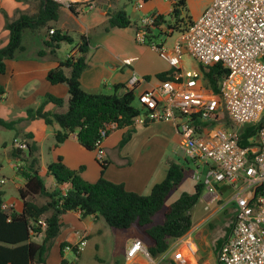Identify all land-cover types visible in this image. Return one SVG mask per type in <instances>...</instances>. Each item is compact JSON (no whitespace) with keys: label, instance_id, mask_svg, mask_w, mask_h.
Returning <instances> with one entry per match:
<instances>
[{"label":"trees","instance_id":"16d2710c","mask_svg":"<svg viewBox=\"0 0 264 264\" xmlns=\"http://www.w3.org/2000/svg\"><path fill=\"white\" fill-rule=\"evenodd\" d=\"M38 1L39 9L33 15L21 13L16 19H10L6 15L5 27L10 31V37L8 44L0 49V73L6 71L8 59H14L19 51L25 50L23 34L27 29L32 31L45 29V48L39 51L41 56L49 54L56 57L62 42H74L70 34L53 26L59 20L60 10L64 5L54 0ZM77 5L82 4H71L69 7L75 14H79ZM185 7L186 0H176L170 15L160 14L159 18L175 31L184 30L192 22V19L186 20V17L182 16ZM108 16L105 31L127 28L132 24L130 16L124 9L108 12ZM51 29H54V33L50 32ZM90 44V38L82 35L78 43V54L62 59L59 65L48 73L47 78L51 83H64L68 86L67 109L48 110L46 106L49 103L59 108L65 105L64 98L49 93L38 107H28L26 117L20 122L43 119L47 125L57 123L60 126L55 133L57 146L67 140L71 134L76 133L80 143L89 150H96L97 142L102 139L101 133L106 125L116 123L118 129L128 128L120 141L119 146L122 147L132 137L135 118L144 111L135 104L137 85L128 88L125 83H118L114 86V92L110 94L84 90L81 77L89 66ZM199 68L205 86L215 94H219L227 69L221 63L209 67L199 65ZM156 77L160 81L175 80V70L158 73ZM145 78L149 79L148 76ZM122 88L124 91L121 93L119 91ZM15 123L16 121L0 118V125L5 128L12 129ZM204 124L216 123L203 122ZM255 133L254 125L242 127L241 144H249L248 139ZM110 134L111 132H107L105 139ZM27 136L32 137V133H28ZM25 143V148L15 147L13 151V155L24 163L19 171L26 178L25 185L19 188V195L23 201L20 212L6 210L4 191L0 188V264H46L53 242L61 233L62 217L70 211H80L82 217L93 216L95 220L104 219L112 228L128 229L134 225L139 226L150 239L146 248L153 259L166 254L172 243L186 235L193 227L192 211L205 191L202 181H197L192 193L184 192L180 198L167 204L172 191L185 178L183 165L170 162L166 177L156 183L151 192L145 195L128 190L123 183L105 178L104 169L108 165L107 160L101 163V177L96 182H89L81 176L83 167L78 170L71 169L65 165L60 156L57 161L48 165V173L55 178L58 185L67 186L68 191L63 194L62 189H49L40 174L38 144ZM1 168L0 163V172ZM38 197H44L45 202L39 203L36 200ZM160 212H164V220L155 222L154 217ZM39 236H42L41 241H37ZM69 244L71 243L61 244L62 256L63 250ZM76 254L80 255V253ZM172 262L176 264L175 261ZM60 264H70V262L63 257Z\"/></svg>","mask_w":264,"mask_h":264},{"label":"built area","instance_id":"2783aa9c","mask_svg":"<svg viewBox=\"0 0 264 264\" xmlns=\"http://www.w3.org/2000/svg\"><path fill=\"white\" fill-rule=\"evenodd\" d=\"M54 1L66 7L82 4L89 9L97 4V0ZM165 1L173 9L176 0ZM142 2H137L138 8ZM160 14L143 15L135 39L149 44L169 63L175 70V80L161 81L137 94L138 105L144 111L134 123L174 122L180 135L179 146L187 158L206 165L205 174L196 178L204 183L208 202H216L225 188L231 190L235 222L217 254V264H264V0H212L181 31L161 21ZM154 28L167 36L174 32L178 35L170 45L157 43ZM50 32L54 33V29ZM189 58L194 59L190 72L184 64ZM122 62L130 66L133 58ZM217 63L227 73L220 93L214 94L204 87L202 72L195 64L209 67ZM139 81L133 72L127 87L133 88ZM222 109L234 126L223 125ZM199 121L216 124L200 133L196 125ZM245 125L256 126V133L248 139L249 144L242 145L241 128ZM116 128V123H109L101 133L95 150L100 163L106 161L105 136ZM17 147L25 148L26 143ZM67 191L68 188L62 189L63 194ZM87 242L83 235L65 250L81 253ZM143 249L142 240L135 239L126 250V259L133 261ZM197 251L196 244L183 237L172 247L171 258L177 264H191ZM145 254L151 257L147 249Z\"/></svg>","mask_w":264,"mask_h":264},{"label":"crops","instance_id":"0c3cea01","mask_svg":"<svg viewBox=\"0 0 264 264\" xmlns=\"http://www.w3.org/2000/svg\"><path fill=\"white\" fill-rule=\"evenodd\" d=\"M119 0H111L110 2H106L101 7H95L91 10L92 14H86V8L84 5H80L84 8V11L81 12L80 9L77 10L79 14H75L69 7L62 6L60 10V18L59 20L53 24L56 28L62 30L65 33L70 34L74 41L75 35L77 37L82 35H87L91 40L92 47V31L97 28L102 27L103 31H105V26L108 21V12L116 11L117 2ZM141 1V0H140ZM143 1V0H142ZM188 0H186L187 2ZM205 4H203L202 8L198 9L195 14V19L198 18L206 7L210 4L212 0H207ZM139 2V1H137ZM136 2V10L134 11L135 18L130 16L132 24L129 27H134L135 30L139 26L140 18L143 15L159 12L163 15L169 16L172 12V5L170 2L165 0H149L144 2L143 9L137 8ZM36 3V4H35ZM35 5H37V9H35ZM39 9V1L38 0H1V8H0V49L5 47L9 42L10 31L6 29V15L9 16L10 19H16L21 13H26L33 15L37 13ZM116 9V10H115ZM86 14V15H84ZM193 20V19H192ZM74 27V28H72ZM127 27V28H129ZM127 28H113L110 31L117 29L124 36H128ZM108 31V32H110ZM106 32V31H105ZM155 35V32H153ZM45 39L46 32L45 29L32 31L27 29L23 34V45L25 46L24 51H19L17 56L14 59H8L6 61V71L4 73H0V118L6 121H16L14 127L12 129L5 128L0 125V129L13 130L14 136L11 142V145H8L7 139H3L0 137V155L1 148L4 147L5 156L7 162L14 168H19L23 166V162L19 160L18 157L13 155L14 148L17 147L22 142H36L39 146V157H40V173L44 170H48V165L57 161L61 156L63 158V162L65 165L71 169L78 170L83 167L81 172V176L89 182H96L102 175V166L101 163L97 159V154L95 150H89L85 148L79 141L77 134H71L67 140H65L60 145H56L55 133L58 129H60L59 124L55 123L53 125H47L43 119H36L30 122H20L21 119L26 117V109L28 107H38L44 97L47 94H53L57 97H62L65 100V104H68L69 99V89L68 86L64 83L53 84L51 83L47 76L51 69L57 67L59 62L62 59L68 57V55H77L78 52L75 51L71 46H68L67 52L65 55H61V50L63 47V43H61L60 48L58 49L56 57L51 56L49 54L39 55V51L45 48ZM80 42V41H79ZM78 42V43H79ZM68 43V42H67ZM91 51V50H90ZM90 54V52H89ZM89 58V55H88ZM133 58V57H131ZM135 58H133V63ZM167 62V61H166ZM123 63V62H122ZM133 63L130 66H126L130 69V73L132 75L133 72L137 73L133 68ZM168 63V62H167ZM89 64V63H88ZM125 66V65H124ZM199 69V65L195 64ZM112 67H115L112 65ZM173 69L169 63L164 70H160L158 73L169 71ZM91 66L87 67V69L83 72L81 77V83L84 90L88 92H100L101 82L103 77L105 76L104 68L100 67L97 71H91ZM174 70V69H173ZM200 70V69H199ZM156 74V75H157ZM131 75L125 81L115 82L114 86L118 83H125L128 86V82L131 79ZM139 76V74L137 73ZM142 75L147 74L145 72ZM140 77V81L136 84L137 89L140 88L141 83L150 80L145 77ZM161 81L157 78L155 84H152L149 87H146L142 90L152 89L157 86ZM204 82V80H203ZM204 87L210 91V88ZM135 85V86H136ZM213 92V91H212ZM141 93L137 91V94ZM214 93V92H213ZM215 94V93H214ZM47 109L51 110H61L64 111V106L62 108H56L54 104L49 103L46 106ZM67 109V108H66ZM223 110V109H222ZM223 123V120H222ZM199 127L198 132L202 133L203 130L208 126V124H204L199 121L196 123ZM128 131V128H116L104 141V149L106 152V160L108 161L107 167L104 169V177L108 180H111L116 183H123L126 188L130 191H134L140 194H149L152 190V187L162 181L166 176L165 175H149L151 171L152 163V153L154 149V144L152 142L153 137L160 138L161 141L167 142V144L180 141V135L177 130L176 124L172 121H156L151 123H146L144 125H135V130L132 132L131 139L124 144L122 147L120 145V141L123 138V135ZM32 133V137H28L27 134ZM180 147V146H179ZM185 159L187 158L185 154ZM191 161V160H190ZM176 162L180 165L182 163L177 160L169 161ZM1 163V162H0ZM197 172L200 175L205 174L206 165H200L195 163ZM2 165V163H1ZM3 169V165L1 170ZM127 170V171H126ZM186 170V169H185ZM194 173V172H193ZM197 174V173H196ZM22 176L21 182L17 183V188L19 190L20 187L24 186L26 183V178ZM54 178V177H53ZM55 188L64 189L67 188L65 185H58L55 178ZM4 182V181H3ZM0 183L4 185V183ZM48 187V186H47ZM49 188V187H48ZM49 188V189H55ZM229 197V201H231V190L226 189L221 191V195L217 201L221 198L226 199ZM209 196L204 191V194L201 199L206 202L207 208H210L212 204L215 202H208ZM216 201V202H217ZM222 202V200H220ZM4 205L8 211H18L20 212L23 208V201L20 206L16 202L7 203L4 200ZM19 207V208H18ZM22 207V208H20ZM63 227L59 236L54 240L51 250L48 254L46 264H60L62 258H67V254L71 252L70 250H63L64 255L61 254V244L63 242L68 243H76L83 236H87V245L89 243V237L91 233H93L97 228L96 224L101 222V219L95 221L93 216L82 217L80 211H70L63 215L62 217ZM67 225L66 227H64ZM200 226V222L193 221V229L188 232L183 237H186L189 240H192L194 243L196 242V230H194L195 226ZM198 229V228H197ZM181 237V238H183ZM181 238L173 242L170 250L165 254H170V259L172 260L171 249L174 245H176ZM42 236L37 237V241H41ZM135 239H140L139 237L134 236L132 238V242ZM142 240V239H141ZM146 240V241H145ZM143 240L144 249L143 252L145 254V249L147 244L150 242L149 240ZM145 243V244H144ZM181 244V243H180ZM85 246V248L87 247ZM197 246V245H196ZM130 246L126 248V250ZM84 248V249H85ZM198 248V247H197ZM81 251L80 255L84 251ZM146 255V254H145ZM126 257V251H125ZM217 255H208L207 259L201 260V257L197 254L194 256L191 264H201L204 262H211L213 264H217L216 260ZM152 259L151 257H148ZM69 261V260H68ZM147 259L144 258L142 253H138L133 261L140 264H148ZM70 262V261H69ZM70 264H73L70 262ZM131 264V263H129ZM177 264V263H176Z\"/></svg>","mask_w":264,"mask_h":264},{"label":"rangeland","instance_id":"374dc122","mask_svg":"<svg viewBox=\"0 0 264 264\" xmlns=\"http://www.w3.org/2000/svg\"><path fill=\"white\" fill-rule=\"evenodd\" d=\"M111 0H97L95 7H101L106 2ZM140 0H119L117 2V9H124L129 16L133 17V20L136 19L134 16V11L136 10V2ZM208 2L207 0H188L186 2V7L182 11V16L186 17V20L195 19L196 11L202 8L203 4ZM36 4V3H35ZM37 9V5L34 6ZM77 7V6H76ZM94 7V8H95ZM144 2H142V7L137 8L143 9ZM86 14H92L93 11L85 7ZM78 9L84 11L82 6H78ZM93 9V8H91ZM116 10V9H115ZM84 14V15H86ZM107 24V23H106ZM135 27V26H134ZM133 26L127 28L128 36L119 34L120 32L117 29H114L110 32L103 31L102 27L92 31V47L89 54L88 63L91 66V71H97L98 68L103 67L105 76L101 82V89L99 90L102 93H113L114 92V83L119 81H125L128 76L131 75L130 69L122 63V60L127 57L135 58L133 63V68L139 74L140 77L143 72L150 76V80L147 82L141 83L140 88L137 91L142 92L146 87L155 84L157 81L156 72L164 70L168 66V63L162 59L159 53L152 48L149 44L143 45L136 41L135 39V28ZM74 28V27H72ZM155 32V41L157 43L166 42L168 45L172 44L178 32L167 36L158 28H154ZM75 41L72 43H63L61 50V55H65L68 46L74 47L75 51H78V42L80 41V35H76ZM194 59L189 58L184 64L187 67V71L190 72L192 68V63ZM115 66V67H112ZM124 89H120L119 92H123ZM135 104H138L137 99ZM58 108L57 106H55ZM64 110L67 108V104L64 105ZM51 110V109H48ZM61 111V110H55ZM221 115L223 117V125L226 127L234 126L230 119L227 116L226 111L221 110ZM14 136L13 130L0 129V137L7 139L8 145H11L12 139ZM152 142L154 144V149L152 153V163L151 171L149 175H165L168 170V162L177 160L180 161L185 170V178L182 183L172 191L168 197L167 204H170L180 198L184 192L192 193L194 191V186L197 183L198 179L196 175H200L197 172L196 164L194 161L185 159V151L178 146V142H173L167 144L165 141H161L158 137H153ZM4 147L1 148L0 162L3 165V169L0 172V183H4L0 188L4 191V200L7 203L16 202L18 206L22 204V199L19 195V190L17 188V183L21 182L22 174L18 172V168L12 167L6 159ZM127 171V170H126ZM194 172V173H193ZM197 173V174H196ZM45 179L46 185L49 188H55V181L52 175L48 173V170H44L40 173ZM203 176V175H201ZM161 182V181H160ZM226 198V197H225ZM39 203H44V197H38L36 199ZM222 200V202H220ZM219 201L211 205L210 208H207L206 202L201 199L199 203L194 207L193 220L194 222H200V226H195L196 230V242L198 247V256L201 257V260L207 259L208 255H217V252L220 248V245L230 235L234 222H235V201H229V197L226 199L221 198ZM19 208V207H18ZM22 208V207H20ZM99 220V219H97ZM95 220V221H97ZM164 220V212L158 213L154 217L155 222H162ZM65 225L64 227H66ZM96 230L91 233L89 237V243L84 249L81 255H77L75 252L71 251L67 254L68 260L73 264H140L136 262H129L125 257V251L128 245L132 244V238L134 236L139 237L140 239L149 240V237L145 234L142 228L137 225L132 226L128 229L112 228L110 227L104 219H101V222L96 224ZM198 228V229H197ZM193 227L191 228V230ZM190 230V231H191ZM189 231V232H190ZM146 241V240H145ZM144 242V241H143ZM145 244V243H144ZM142 255L147 261L148 264H173L170 259V254L158 256L157 258L149 259L143 252Z\"/></svg>","mask_w":264,"mask_h":264},{"label":"water","instance_id":"95a60500","mask_svg":"<svg viewBox=\"0 0 264 264\" xmlns=\"http://www.w3.org/2000/svg\"><path fill=\"white\" fill-rule=\"evenodd\" d=\"M7 210V209H6Z\"/></svg>","mask_w":264,"mask_h":264}]
</instances>
